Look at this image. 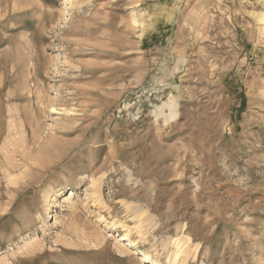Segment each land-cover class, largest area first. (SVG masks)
I'll return each mask as SVG.
<instances>
[{
	"label": "rangeland",
	"instance_id": "rangeland-1",
	"mask_svg": "<svg viewBox=\"0 0 264 264\" xmlns=\"http://www.w3.org/2000/svg\"><path fill=\"white\" fill-rule=\"evenodd\" d=\"M263 13L0 0V264H264Z\"/></svg>",
	"mask_w": 264,
	"mask_h": 264
},
{
	"label": "bare ground",
	"instance_id": "bare-ground-1",
	"mask_svg": "<svg viewBox=\"0 0 264 264\" xmlns=\"http://www.w3.org/2000/svg\"><path fill=\"white\" fill-rule=\"evenodd\" d=\"M261 20L264 22V13L261 15ZM74 198V191L71 190L68 196L65 198V201H71ZM122 244V243H121ZM126 246V244H125ZM130 248V247H129ZM130 253L135 254L138 260H140L144 264H161L159 261L154 260L150 254L140 253L136 249L132 248L128 250Z\"/></svg>",
	"mask_w": 264,
	"mask_h": 264
}]
</instances>
